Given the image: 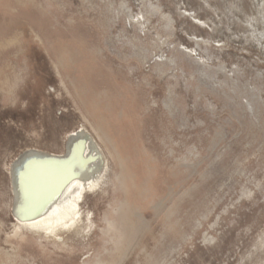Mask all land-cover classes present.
Masks as SVG:
<instances>
[{
  "label": "rangeland",
  "instance_id": "374dc122",
  "mask_svg": "<svg viewBox=\"0 0 264 264\" xmlns=\"http://www.w3.org/2000/svg\"><path fill=\"white\" fill-rule=\"evenodd\" d=\"M83 127L78 228L20 225L11 165ZM0 264H264V0H0Z\"/></svg>",
  "mask_w": 264,
  "mask_h": 264
},
{
  "label": "bare ground",
  "instance_id": "6f19581e",
  "mask_svg": "<svg viewBox=\"0 0 264 264\" xmlns=\"http://www.w3.org/2000/svg\"><path fill=\"white\" fill-rule=\"evenodd\" d=\"M105 167L101 146L84 127L68 136L61 154L38 148L25 151L10 167L17 221L55 235L75 230L82 198L101 185Z\"/></svg>",
  "mask_w": 264,
  "mask_h": 264
},
{
  "label": "water",
  "instance_id": "95a60500",
  "mask_svg": "<svg viewBox=\"0 0 264 264\" xmlns=\"http://www.w3.org/2000/svg\"><path fill=\"white\" fill-rule=\"evenodd\" d=\"M45 156L47 157V158H53L54 156H52V155H48V154H45ZM13 165V164H12ZM11 177H12V183H13V176H12V171H11ZM13 216H14V218L16 219V213H15V210H14V207H13ZM17 220V219H16Z\"/></svg>",
  "mask_w": 264,
  "mask_h": 264
}]
</instances>
